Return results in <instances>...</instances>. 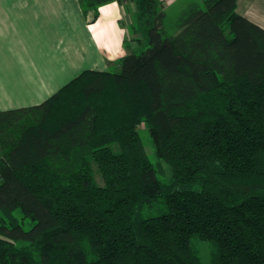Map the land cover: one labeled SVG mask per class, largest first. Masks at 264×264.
<instances>
[{"label":"trees","instance_id":"trees-1","mask_svg":"<svg viewBox=\"0 0 264 264\" xmlns=\"http://www.w3.org/2000/svg\"><path fill=\"white\" fill-rule=\"evenodd\" d=\"M114 1L136 49L0 109V264H264V28L238 0L79 3Z\"/></svg>","mask_w":264,"mask_h":264},{"label":"crops","instance_id":"crops-1","mask_svg":"<svg viewBox=\"0 0 264 264\" xmlns=\"http://www.w3.org/2000/svg\"><path fill=\"white\" fill-rule=\"evenodd\" d=\"M237 12L264 28V0H238ZM131 21L117 1L90 23L79 0H0V109L39 104L84 70H109L138 47Z\"/></svg>","mask_w":264,"mask_h":264},{"label":"rangeland","instance_id":"rangeland-1","mask_svg":"<svg viewBox=\"0 0 264 264\" xmlns=\"http://www.w3.org/2000/svg\"><path fill=\"white\" fill-rule=\"evenodd\" d=\"M163 1H164V5H165L166 8H171L173 5H175L177 8L181 9V8L187 6L188 3L190 1H192V0H163ZM132 9H133V5H132ZM126 48L129 49V51H131L130 48H128L127 46H126ZM141 134H142L143 142H144V144H145V146L147 148L149 158L152 161H155V156H154V153H153V148L149 144V138H148L147 131L146 130H142L141 131ZM96 178H97V181L99 183H102V178H101V175L99 173H96ZM201 254H202L203 262L205 264H208L209 261H210V248H208L207 245H205V246L202 247Z\"/></svg>","mask_w":264,"mask_h":264}]
</instances>
